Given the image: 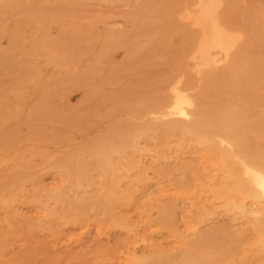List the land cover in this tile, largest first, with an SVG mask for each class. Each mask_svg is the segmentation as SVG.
Here are the masks:
<instances>
[{"label": "rangeland", "instance_id": "rangeland-1", "mask_svg": "<svg viewBox=\"0 0 264 264\" xmlns=\"http://www.w3.org/2000/svg\"><path fill=\"white\" fill-rule=\"evenodd\" d=\"M176 80L188 128L159 112ZM242 162L264 0H0V264H264Z\"/></svg>", "mask_w": 264, "mask_h": 264}, {"label": "bare ground", "instance_id": "bare-ground-1", "mask_svg": "<svg viewBox=\"0 0 264 264\" xmlns=\"http://www.w3.org/2000/svg\"><path fill=\"white\" fill-rule=\"evenodd\" d=\"M183 14H185V11ZM187 14L184 16H187ZM230 39H231V37H230ZM232 39H235V38H232ZM238 41H239V39H238ZM204 42H206V41H204ZM200 44H203V43H200ZM204 44H203V46H204ZM215 47L224 50V52H226V50L228 48L227 44L222 39V37L219 40V42H217ZM230 51H227L226 53H229ZM171 94H173L171 100L168 103H166L163 107H161L159 112H160L162 118L165 121H167V123H169L173 128H175V129L188 128L187 127L189 125L188 122L189 123L191 122V119L193 116L192 112H193L194 102L191 98H189L188 96H186L184 94L183 90L181 89V81L180 80H176L175 82H173L171 84ZM191 129H193V128L191 127ZM199 133H200V137L202 139L210 140V138L207 135H205L204 132L199 131ZM211 138H218L220 140L219 143L221 145L226 144V143L228 145H231L223 136H221L219 134H213V135H211ZM242 166H243V175L247 178L249 184L247 183L248 185L246 184L244 189L241 186L231 184L230 186H228L227 192H236V193H240L242 195H244L245 192L249 193V195L253 199V202L251 204L252 209L246 208V202H245L246 197L244 196L241 199V211L244 214H249V215H252L256 218H258V217L260 218L261 216H264V169L259 168L256 165H251V164L246 163V162H242ZM259 193H261L262 196L259 197ZM192 229L193 228L189 225L185 226V232L186 233L190 232ZM254 234H255L254 240L256 241V243L261 245L262 248H264V229H263V227L257 226L254 229ZM137 245H138V243L133 244V246H132L133 252L136 251ZM131 254H132V252H130V251H127V253H126L127 256H130Z\"/></svg>", "mask_w": 264, "mask_h": 264}]
</instances>
